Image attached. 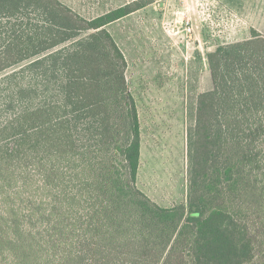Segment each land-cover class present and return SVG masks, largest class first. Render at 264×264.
<instances>
[{"label": "trees", "instance_id": "1", "mask_svg": "<svg viewBox=\"0 0 264 264\" xmlns=\"http://www.w3.org/2000/svg\"><path fill=\"white\" fill-rule=\"evenodd\" d=\"M61 0H0V264H264V34L208 52L187 203L138 187L142 131L107 26Z\"/></svg>", "mask_w": 264, "mask_h": 264}, {"label": "rangeland", "instance_id": "2", "mask_svg": "<svg viewBox=\"0 0 264 264\" xmlns=\"http://www.w3.org/2000/svg\"><path fill=\"white\" fill-rule=\"evenodd\" d=\"M61 1L91 19L135 0ZM229 9L220 0H156L107 26L128 60L127 80L139 110L137 184L165 207L187 203L188 133L199 94L213 86L208 52L249 39L253 29L264 34V18L260 28L249 27L260 23Z\"/></svg>", "mask_w": 264, "mask_h": 264}, {"label": "crops", "instance_id": "3", "mask_svg": "<svg viewBox=\"0 0 264 264\" xmlns=\"http://www.w3.org/2000/svg\"><path fill=\"white\" fill-rule=\"evenodd\" d=\"M226 4L227 7H229L233 12L241 13V14H247L245 16L247 21L250 18H255L256 21H258L260 24H248L250 27L254 28H260L261 27V20L263 21L264 18V9L261 7H264V0H220ZM254 14V15H253Z\"/></svg>", "mask_w": 264, "mask_h": 264}, {"label": "built area", "instance_id": "4", "mask_svg": "<svg viewBox=\"0 0 264 264\" xmlns=\"http://www.w3.org/2000/svg\"><path fill=\"white\" fill-rule=\"evenodd\" d=\"M189 23V22H188Z\"/></svg>", "mask_w": 264, "mask_h": 264}]
</instances>
